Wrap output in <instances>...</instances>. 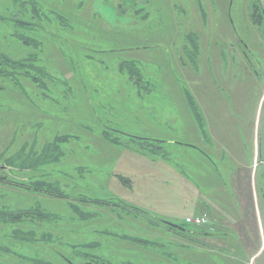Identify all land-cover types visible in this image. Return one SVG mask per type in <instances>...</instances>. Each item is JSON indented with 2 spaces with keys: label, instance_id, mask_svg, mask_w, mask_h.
Listing matches in <instances>:
<instances>
[{
  "label": "rangeland",
  "instance_id": "rangeland-1",
  "mask_svg": "<svg viewBox=\"0 0 264 264\" xmlns=\"http://www.w3.org/2000/svg\"><path fill=\"white\" fill-rule=\"evenodd\" d=\"M23 1L28 13L15 12L19 25L0 22V53L25 66L0 80V167L40 155L49 137H62L63 161L12 175L65 187L64 197L16 196L0 187V203L53 217L17 226L33 230V242H17L7 236L9 227L0 228L1 246L51 264H88L94 256L109 264H169L171 251L190 245L193 260L198 246L165 224L193 230L186 216L212 212L217 191L208 187L223 188L231 200L215 204L234 212L224 143L234 146L241 167H252L256 151L264 230V0H37L52 18L41 31L53 29L56 38L43 39V52L13 37L42 41L22 25L35 22L31 0ZM32 54L35 63L22 60ZM34 68L51 90L44 98L28 79ZM210 132L227 156L217 167L206 159ZM230 227L213 229L231 246L219 260L264 264L262 243L255 253ZM44 233L57 255L47 250L50 242L37 241ZM0 262L20 259L0 251Z\"/></svg>",
  "mask_w": 264,
  "mask_h": 264
},
{
  "label": "trees",
  "instance_id": "trees-1",
  "mask_svg": "<svg viewBox=\"0 0 264 264\" xmlns=\"http://www.w3.org/2000/svg\"><path fill=\"white\" fill-rule=\"evenodd\" d=\"M26 2V0H25ZM41 6V3H38L37 0H31L29 2V8L30 12L33 16H31L32 20H35V22L32 24L31 22H24L22 23L24 28H29L32 32V35L35 33L41 34L42 40L41 42L34 38L28 39L25 36L19 35V34H13V37H15V40L19 41L21 45L32 48L35 52H43V39L49 38V42H54L56 38L55 36L50 33L49 29H43L45 31H41L42 26L40 23L42 22H48L51 23L52 18H50V14L45 13L41 11L38 7ZM260 6V2H255L254 8L256 9V15H258V9ZM26 3H24L23 0H0V22H4V26H9L11 22H14V14L15 12L22 13L23 15H26V12L28 13ZM44 8V7H43ZM260 10V9H259ZM7 13V16L5 17L2 15V13ZM4 13V14H5ZM255 14L252 13V20ZM262 17V15H260ZM258 17L260 20H262L261 17ZM257 19L256 23L260 24V20ZM30 20V19H29ZM19 25L17 21H15ZM13 24V23H12ZM21 24V23H20ZM39 24V25H38ZM1 25V23H0ZM45 37H44V36ZM38 36V35H36ZM2 39V38H0ZM34 47V48H33ZM42 47V48H41ZM36 48V49H35ZM35 55H28L23 61H30L29 63H35ZM10 55L0 53V80L5 78H10L12 76V72L8 71L9 69H18V68H25L24 65L12 61V59H9ZM17 67V68H16ZM30 68V66H27ZM40 68V67H37ZM34 68V73L37 74L28 75V79L30 82H32L37 88L40 90H43L44 93H42V97L47 96L46 93L47 89L49 88L45 87V84L42 80L43 75H41L42 71H39V69ZM15 79V78H14ZM57 84V82H56ZM46 88V89H45ZM45 90V91H44ZM4 88L0 87V92H4ZM51 91V90H50ZM4 95V93H3ZM111 142H115L114 139H109ZM65 139L62 137L52 136L49 137V140L44 144L45 150H43L40 155L36 156H27L23 160H21L20 163L15 164V161L12 159L6 160L5 165H2L1 167L7 168V170H0V187L1 188H7L9 189V193H14L16 196L18 193H26L28 191H31L32 194H41V192H49L53 196L58 197H64V191L62 188L65 186L61 183H47L40 180L36 181H28V179H24L23 177H16L12 175V172H31V171H37L40 169H44L45 167H48L52 164L56 165L60 161H63V157L65 155L64 151L62 150V147L65 145H60L61 143H64ZM31 156V157H30ZM8 192V191H7ZM1 193V191H0ZM3 197V196H2ZM3 198H0V200ZM106 204H108L106 202ZM136 210V209H135ZM139 213H142L143 215H146L149 217L146 213L141 212L139 210H136ZM33 219H32V218ZM151 218V217H150ZM30 219V222L36 221H42V222H51L50 220L53 219L52 216H49V214L42 213L39 210H26L23 211V209H15L12 203L6 204L0 203V228L5 229V227H9L7 235L8 237L14 239L17 242H33L36 234L31 230L30 232L22 231L17 228L18 225L23 226L24 223ZM150 220L156 221L157 223L161 224L159 221H157L155 218H151ZM210 225L205 228H199V229H193L189 230L190 232H181L177 231L171 227L168 226L169 230H172L177 235L182 236L183 238L188 239L189 241H192L195 245L198 246L196 252L199 254L195 256V258L192 260L191 256H188V252H191L193 250V247L190 245L184 246V245H178L176 251H171L168 257H170L169 264H230L231 261L229 260H219L218 255H226L231 253V246L226 244L225 240V234L222 233H215V231L212 229L210 230ZM184 228V227H183ZM185 229V228H184ZM1 230V229H0ZM6 230V229H5ZM5 230L2 232L4 233ZM186 230V229H185ZM188 231V230H187ZM1 233V234H3ZM200 234V235H197ZM6 235V234H3ZM51 235L50 234H42L39 240L42 241L44 245H46L47 242L51 241ZM36 241V240H35ZM53 242H50V246H46L47 250L51 254L57 255V249L51 245ZM143 244H148L146 242H143ZM147 246V245H146ZM0 251L3 253H7L11 255L12 257L15 256L16 258L20 259V262L17 264H27L25 262H22V260L29 262V264H51V263H44L41 260L35 259V258H26L23 254H18L15 252V250L11 248H6L5 246L0 245ZM200 252V253H199ZM181 253H185L181 256ZM218 254V255H217ZM80 256L82 258L88 257L87 254L80 253ZM223 257V256H221ZM82 262V263H81ZM0 264H4L0 262ZM10 264V263H9ZM72 264H75L72 262ZM80 264H84L83 260L80 261ZM88 264H109L99 256H94L91 263Z\"/></svg>",
  "mask_w": 264,
  "mask_h": 264
},
{
  "label": "crops",
  "instance_id": "crops-1",
  "mask_svg": "<svg viewBox=\"0 0 264 264\" xmlns=\"http://www.w3.org/2000/svg\"><path fill=\"white\" fill-rule=\"evenodd\" d=\"M208 138H209V141H205L208 147H206L205 145L204 146L207 148V150H209L210 154L206 155V159L207 161H209L210 165L212 164L213 166L217 167L218 164L223 163L225 157L227 156H226V153L221 152V150L217 149L218 146L213 143L215 138H212L211 132L209 133ZM222 148H226L229 150V154L231 156L230 160L232 159V164L230 162L229 165H227V167L230 169L229 179L233 187L232 197H234L238 203H236L237 205L235 206V208H233L234 212L232 211L231 214L227 212L225 213L224 210L218 209L215 203L217 200L222 201V202L225 201L229 203L231 198L227 196L223 188L219 186L213 187V188L208 187L206 189L207 191H211V192L217 191L214 195V197L216 196L215 203L212 202V205H211L212 208L211 210H208L212 212L207 213L206 211L202 210L201 213H197L192 216L197 217V216H203V215L208 214L209 216L208 215L206 216L208 217V220L210 219L209 225L210 227L212 226L213 228H215V230L225 228L227 225L231 227L236 226L238 230L236 229L235 230H236L238 237L244 239V240L241 239L240 243H246V241H248V243L250 244V247H253L254 249H256L255 251L256 253L259 249H261L260 248L261 243L263 242V239H264V230L261 231V233L259 232V228H261V224L258 222V217L260 218L261 213H260V208L258 207L257 188H256V184L254 183V170H256L257 168V166H255V163H254L256 151L255 150L253 151L254 152L253 162H252V167L250 168V167H241L238 165L237 163L238 155L236 157L234 146L231 147L228 144L224 143ZM218 151L220 154L218 153ZM257 162L258 161H256V163ZM234 163L237 166L236 171H234L233 170L234 167H232ZM188 217H190V215L186 216L185 218H188ZM250 232L253 235H250L251 234ZM246 234L249 239L246 237ZM251 244L253 246H251ZM248 263H250V261Z\"/></svg>",
  "mask_w": 264,
  "mask_h": 264
},
{
  "label": "built area",
  "instance_id": "built-area-1",
  "mask_svg": "<svg viewBox=\"0 0 264 264\" xmlns=\"http://www.w3.org/2000/svg\"><path fill=\"white\" fill-rule=\"evenodd\" d=\"M185 223L193 227V229L205 228L209 226V220L206 215L197 217H188L185 219ZM210 230L213 228L209 227ZM262 249H264V241L262 242Z\"/></svg>",
  "mask_w": 264,
  "mask_h": 264
},
{
  "label": "water",
  "instance_id": "water-1",
  "mask_svg": "<svg viewBox=\"0 0 264 264\" xmlns=\"http://www.w3.org/2000/svg\"><path fill=\"white\" fill-rule=\"evenodd\" d=\"M0 170H7V168H5V167H0ZM165 223H166V222H165ZM165 225H167V226H169V227H171V228H173V229H175V230H177V231H181V232H190V231H187V230H185L184 228L179 227V226H176V225H174V224H172V223H166ZM197 235H200V234L197 233Z\"/></svg>",
  "mask_w": 264,
  "mask_h": 264
}]
</instances>
